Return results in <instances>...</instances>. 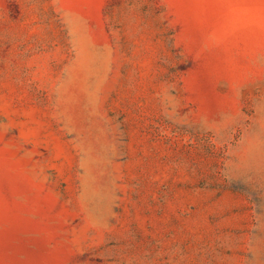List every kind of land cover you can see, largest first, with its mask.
Instances as JSON below:
<instances>
[{
    "label": "rangeland",
    "instance_id": "1",
    "mask_svg": "<svg viewBox=\"0 0 264 264\" xmlns=\"http://www.w3.org/2000/svg\"><path fill=\"white\" fill-rule=\"evenodd\" d=\"M0 264H264V0H0Z\"/></svg>",
    "mask_w": 264,
    "mask_h": 264
}]
</instances>
